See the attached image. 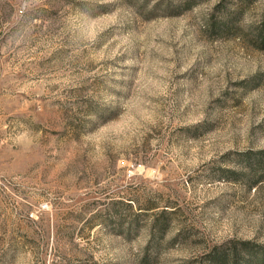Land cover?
<instances>
[{"label":"rangeland","instance_id":"obj_1","mask_svg":"<svg viewBox=\"0 0 264 264\" xmlns=\"http://www.w3.org/2000/svg\"><path fill=\"white\" fill-rule=\"evenodd\" d=\"M184 1L0 0V264L264 262V0Z\"/></svg>","mask_w":264,"mask_h":264},{"label":"trees","instance_id":"obj_2","mask_svg":"<svg viewBox=\"0 0 264 264\" xmlns=\"http://www.w3.org/2000/svg\"><path fill=\"white\" fill-rule=\"evenodd\" d=\"M242 2H251L252 0H241ZM191 0H186L184 1L185 5H190ZM238 13L236 15H230V14H225V28L229 29L231 28L232 24L235 22V19H238ZM257 37L258 39L261 41L262 46H264V27L262 29H260L257 32ZM262 264H264V262L262 261Z\"/></svg>","mask_w":264,"mask_h":264}]
</instances>
